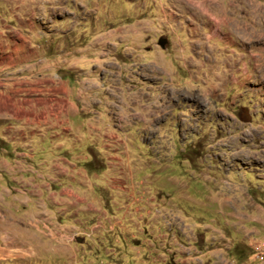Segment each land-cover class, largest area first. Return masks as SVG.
Listing matches in <instances>:
<instances>
[{
    "label": "rangeland",
    "instance_id": "374dc122",
    "mask_svg": "<svg viewBox=\"0 0 264 264\" xmlns=\"http://www.w3.org/2000/svg\"><path fill=\"white\" fill-rule=\"evenodd\" d=\"M263 12L264 0H0L1 20L34 21L46 49L9 76L55 77L58 103L76 107L55 139L12 140L1 123L0 154L20 147L40 172L70 160L62 182L87 198L0 180V264H264V39L242 34L264 32Z\"/></svg>",
    "mask_w": 264,
    "mask_h": 264
},
{
    "label": "crops",
    "instance_id": "0c3cea01",
    "mask_svg": "<svg viewBox=\"0 0 264 264\" xmlns=\"http://www.w3.org/2000/svg\"><path fill=\"white\" fill-rule=\"evenodd\" d=\"M34 28V21L17 20L15 24L12 19L4 21L0 18V124H6L4 134L11 135L12 140L26 141L29 137L30 143L33 138L44 137L43 129L52 131L51 138L53 139L59 137V131L69 133L70 128L67 126L69 121L64 116L67 117L71 110L76 111L74 104L67 103L62 106L58 103L61 97L59 91L62 88L60 82L55 80L57 78L47 79L46 75L32 74L34 72L31 73V70L29 74L17 73L13 77L7 73L6 70L9 67L18 68L22 62H29L30 66L31 61L35 62L40 54L46 53L45 48L31 40ZM37 35L40 33L38 32ZM63 88L68 93L67 87ZM47 95H50L51 100H46ZM7 97L10 99H6ZM0 155L2 156L0 158V180L8 178L9 183L21 185V189L24 187L32 189L37 196H42V191L48 190L50 191L49 198L52 200L69 199L76 200V203L87 201V198L78 195L72 188L65 187L62 182L64 177L69 176L72 170L70 168H77L70 160L58 156L52 160L51 166H47V170L40 172L35 165L30 163L34 155L28 154L20 147H14L10 151L3 149ZM6 156H11L13 162L8 161ZM85 161L84 166L92 162L89 158ZM79 170L80 174L76 176L81 175L82 170L86 171L85 168ZM10 193L8 189L0 192V200L3 204L10 205L5 200Z\"/></svg>",
    "mask_w": 264,
    "mask_h": 264
},
{
    "label": "bare ground",
    "instance_id": "6f19581e",
    "mask_svg": "<svg viewBox=\"0 0 264 264\" xmlns=\"http://www.w3.org/2000/svg\"><path fill=\"white\" fill-rule=\"evenodd\" d=\"M195 5V4H194ZM197 9H199L202 13L203 12H205L206 11V9H205V7L199 2V3H197ZM256 12H260V10H257ZM264 13V12H263ZM227 17H224L223 19H214L215 21H216V23H217V27L214 29V33H213V35L212 36H219V37H222V35H221V28H220V25H225V26H229V27H232L231 26V23H230V18H229V15H226ZM244 29V31L242 32V34H243V36H247L248 35V38H253L254 37V39L256 38V39H258L260 42H262L263 41V39H264V32L262 33L261 32V30H258V29H256V27H254L253 28V33L251 32L250 33V30L249 29H246V28H243ZM250 33V34H249ZM255 39V40H256ZM224 40V39H223ZM225 40H227L228 42H230V38H229V36H226V38H225ZM251 41V40H250ZM258 57H260V59H258L257 60V63H258V61L260 60V61H262V60H264V57L262 58L261 57V55L260 56H258ZM257 56H256V58H258ZM264 63V62H263ZM261 65V64H260ZM264 65V64H263ZM258 67H259V65H258ZM263 72H264V69L262 70Z\"/></svg>",
    "mask_w": 264,
    "mask_h": 264
},
{
    "label": "water",
    "instance_id": "95a60500",
    "mask_svg": "<svg viewBox=\"0 0 264 264\" xmlns=\"http://www.w3.org/2000/svg\"><path fill=\"white\" fill-rule=\"evenodd\" d=\"M159 45L161 46V48H165V46L167 45V41L166 40H159Z\"/></svg>",
    "mask_w": 264,
    "mask_h": 264
}]
</instances>
